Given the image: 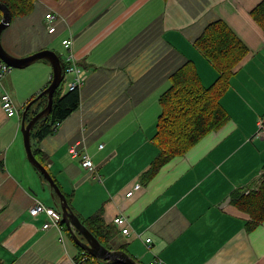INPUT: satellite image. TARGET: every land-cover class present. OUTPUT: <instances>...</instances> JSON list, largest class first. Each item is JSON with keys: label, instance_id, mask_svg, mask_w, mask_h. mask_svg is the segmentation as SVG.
<instances>
[{"label": "crops", "instance_id": "1", "mask_svg": "<svg viewBox=\"0 0 264 264\" xmlns=\"http://www.w3.org/2000/svg\"><path fill=\"white\" fill-rule=\"evenodd\" d=\"M260 1L34 0L33 10L2 32L3 48L15 57L67 50L62 41L71 39L85 77L80 104L39 146L63 190L73 191V210L82 217L102 210L114 251L124 245L139 264H264V221L247 231V215L230 204L232 191L264 178V138L254 135L264 116V31L250 14ZM48 11L59 15L53 34L46 32ZM217 19L248 48L220 98L230 119L142 183L157 153L151 138L169 76L186 61L204 86L218 76L193 44ZM48 64L39 60L5 75L18 108L47 85ZM19 129L18 117H7L0 105V260L91 264L76 259L79 251L61 218L60 228H43L45 215L30 216L36 200L57 210L58 199L28 163ZM74 144L78 156L68 151ZM85 153L94 169L81 165ZM135 183L140 188L126 196ZM118 215L127 233L114 222Z\"/></svg>", "mask_w": 264, "mask_h": 264}, {"label": "trees", "instance_id": "2", "mask_svg": "<svg viewBox=\"0 0 264 264\" xmlns=\"http://www.w3.org/2000/svg\"><path fill=\"white\" fill-rule=\"evenodd\" d=\"M0 2L9 8L12 20L16 17L28 15L34 7V0H0ZM250 14L264 31V0H261L251 10ZM1 17L2 13L0 11V19ZM193 44L210 61L218 72V76L210 86H204L194 63L191 61H186L169 76L170 85L158 99L160 113L155 123V132L151 138L157 148V153L151 160L148 169L142 173V183H148L166 163L177 156L185 155L202 138L211 132L218 131L230 119L229 114L220 104V98L229 88L230 77L239 62L247 55L248 48L221 19L207 24L194 39ZM57 54L61 58L60 54ZM61 60L66 68L69 62L63 60V58ZM40 61L49 63L46 60ZM78 66L82 71L83 68L80 64ZM68 81L66 74L54 90L53 102L48 116L37 120L31 130V133H33V137L30 139L32 152L50 174L51 172L47 166V155L41 149L39 143L44 138L54 134L59 127H56V124L60 125L79 107L82 85L69 88ZM50 82L51 78L42 89L46 88ZM36 95L37 93L33 97ZM28 101L22 106V109ZM46 104V95L36 100L26 112V121L45 107ZM262 167L261 173L264 174V164ZM37 173L41 177V173L39 171ZM51 176L73 210V191H64L55 176L52 174ZM230 204L247 215L246 230L255 229L264 221V178L254 188L243 187L232 191ZM57 212H59L58 208ZM75 214L103 246L110 250L114 249L111 245L113 229L110 224L105 222L102 210L98 209L87 217H82L76 212ZM61 225L66 230V226L62 221ZM77 235L83 240L80 233H77ZM75 246L79 251L76 259H86L91 264H124L94 258L76 243ZM119 248L126 252L124 245ZM0 264L4 263L0 260Z\"/></svg>", "mask_w": 264, "mask_h": 264}, {"label": "water", "instance_id": "3", "mask_svg": "<svg viewBox=\"0 0 264 264\" xmlns=\"http://www.w3.org/2000/svg\"><path fill=\"white\" fill-rule=\"evenodd\" d=\"M0 11L2 13V17L0 19V59L11 68L22 69L39 60L48 61L52 68L51 82L49 83V85L39 91L35 97L30 99L21 111L20 131L22 134V141L26 159L37 171L41 173V177L43 179L42 181L48 184L51 190L52 198L55 199V197H57L58 203H56V206L61 215V221L66 225L68 231L71 234L72 240L77 245H79L94 258L103 261L124 264H139L124 251H114L107 249L87 230V228L81 223L79 217L70 208L65 195L62 193L60 187L54 181L51 174L34 156L30 142V139L33 137V133H31V130L37 120L46 118L48 116L53 102L54 90L64 78V66L59 55L51 49H42L25 57H15L9 54L1 44V34L11 23L12 15L9 8L1 2ZM44 95H46L47 97V104L45 105V107H43L28 121H26V112L28 111L30 106ZM77 233L81 234L83 240L78 237Z\"/></svg>", "mask_w": 264, "mask_h": 264}, {"label": "built area", "instance_id": "4", "mask_svg": "<svg viewBox=\"0 0 264 264\" xmlns=\"http://www.w3.org/2000/svg\"><path fill=\"white\" fill-rule=\"evenodd\" d=\"M57 17H59V15L57 13H53L51 11H48L44 14V18L47 21L48 25L46 26V32L47 34H53L56 31V25H55V21L57 19ZM63 46L67 49L68 53L66 56V61L69 62V64L66 65V68L64 67V73L65 76L70 75L71 79L68 81V87L69 88H73L75 86H81L83 81H84V76L82 74L81 68L77 65V58L75 57V55L73 54V52L71 51L70 47H71V39H64L62 41ZM10 67L3 62L0 59V105L1 108L3 109L5 115L7 117H12V116H17L18 118H20V111L17 108V106L15 105L10 93L7 91V89L4 87L3 85V79L5 77V75L10 72ZM59 124H56V127H58ZM256 137H262L264 138V116L260 117L257 121V129L256 132L254 134ZM69 153L72 156H78L80 153L77 150V145L74 144L73 146H71L69 148ZM81 156V165L84 168H88V169H94L95 166L92 163L89 155L87 153L80 155ZM140 188V184L139 183H135L132 190H129L126 193V196H130L132 195L134 190H137ZM29 214L30 216H32L33 218L39 217L40 215H45L48 218V221H46L45 223H43L42 227L43 228H47L50 226H54L56 228H60V214L59 212H57V210L47 207L44 204H42L40 201L36 200L34 202V204L29 208ZM114 222L119 225L122 228V232L123 233H127V227H123L125 224V217L118 215L116 217H114ZM152 264V263H149Z\"/></svg>", "mask_w": 264, "mask_h": 264}, {"label": "rangeland", "instance_id": "5", "mask_svg": "<svg viewBox=\"0 0 264 264\" xmlns=\"http://www.w3.org/2000/svg\"><path fill=\"white\" fill-rule=\"evenodd\" d=\"M58 49V53L60 54V56H61V58H63V60H65L66 59V56H65V53H66V51L67 50H65L63 47H58L57 48ZM49 65V67H51V65H50V63L48 64ZM13 69H15V68H11V70H13ZM68 76V79L70 80L71 79V76L70 75H67ZM19 106V109H22V107H21V105H18ZM18 141L20 142V146H21V148L23 149V151H24V146H23V141H22V134H21V131H20V129H19V132H18ZM24 154H25V151H24ZM25 157H26V155H25ZM28 161V160H27ZM29 163V162H28ZM30 164V163H29ZM31 165V164H30ZM32 166V165H31ZM33 167V166H32ZM35 169V168H34ZM48 189V188H47Z\"/></svg>", "mask_w": 264, "mask_h": 264}]
</instances>
